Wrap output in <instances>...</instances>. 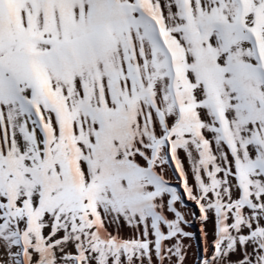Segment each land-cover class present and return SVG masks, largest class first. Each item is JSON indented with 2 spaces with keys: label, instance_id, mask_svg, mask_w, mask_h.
Masks as SVG:
<instances>
[{
  "label": "snow or ice",
  "instance_id": "snow-or-ice-1",
  "mask_svg": "<svg viewBox=\"0 0 264 264\" xmlns=\"http://www.w3.org/2000/svg\"><path fill=\"white\" fill-rule=\"evenodd\" d=\"M0 264H264V0H0Z\"/></svg>",
  "mask_w": 264,
  "mask_h": 264
}]
</instances>
